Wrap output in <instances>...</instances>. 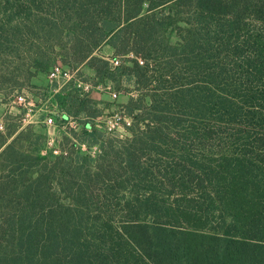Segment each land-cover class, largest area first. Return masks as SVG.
Returning a JSON list of instances; mask_svg holds the SVG:
<instances>
[{"label":"trees","instance_id":"trees-1","mask_svg":"<svg viewBox=\"0 0 264 264\" xmlns=\"http://www.w3.org/2000/svg\"><path fill=\"white\" fill-rule=\"evenodd\" d=\"M57 47L133 84L129 135L41 157L0 131V264H264V0H0V92Z\"/></svg>","mask_w":264,"mask_h":264},{"label":"rangeland","instance_id":"rangeland-1","mask_svg":"<svg viewBox=\"0 0 264 264\" xmlns=\"http://www.w3.org/2000/svg\"><path fill=\"white\" fill-rule=\"evenodd\" d=\"M177 32L176 27L168 31L172 44L178 42ZM29 45L26 48H30ZM39 46L41 51H46L44 44ZM56 51L58 54L51 55V62L45 70H32L33 77L27 82L25 80L20 88L13 92H0V131L16 132L15 136L20 135L22 138L20 145L23 149L41 157L60 155L57 151L66 144L65 137H71L70 129L82 134L86 127L94 126L108 137L128 136L125 126L130 127L132 119L124 114L123 107L128 104L130 97L138 96L133 84L100 82L95 71L86 63L73 64L69 78L59 77L51 81L50 73L54 67L58 64L67 66L66 58L59 54L60 47ZM95 55L111 61L114 69L124 63L122 59L114 57V51L108 45ZM29 56L35 57L26 53L25 57ZM116 61L119 62L118 65L115 64ZM127 65L131 66L130 63ZM18 96H25L33 105L24 108L17 104L15 100ZM82 101L86 102L87 111L94 112L95 118H88L84 112L74 117L73 113L82 106ZM66 110L73 111L68 119L64 118ZM50 117L53 118V123L47 124L46 120ZM81 153L94 156L97 148L92 147L89 151L86 146L81 145Z\"/></svg>","mask_w":264,"mask_h":264},{"label":"built area","instance_id":"built-area-1","mask_svg":"<svg viewBox=\"0 0 264 264\" xmlns=\"http://www.w3.org/2000/svg\"><path fill=\"white\" fill-rule=\"evenodd\" d=\"M116 65L119 64L118 61L115 62ZM71 71L70 68L67 66H63L61 64H58L56 67H54L51 70L50 73V79L51 81H54L55 79L59 78V77H65V78H69L71 75ZM116 97V94L114 95ZM15 102L21 106H23L24 108H27L29 106H32L33 103L28 102L27 98L25 96H18L15 100ZM47 124H52L53 123V118L50 117L49 119L46 120ZM60 153V150L57 151V153Z\"/></svg>","mask_w":264,"mask_h":264}]
</instances>
